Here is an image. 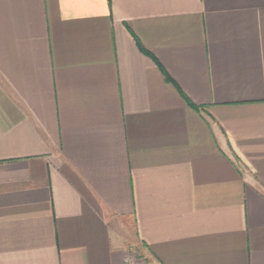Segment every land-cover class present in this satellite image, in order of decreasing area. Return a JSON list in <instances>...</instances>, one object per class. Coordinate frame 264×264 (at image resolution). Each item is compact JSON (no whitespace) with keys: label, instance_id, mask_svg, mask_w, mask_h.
I'll list each match as a JSON object with an SVG mask.
<instances>
[{"label":"crops","instance_id":"obj_1","mask_svg":"<svg viewBox=\"0 0 264 264\" xmlns=\"http://www.w3.org/2000/svg\"><path fill=\"white\" fill-rule=\"evenodd\" d=\"M0 264H264V0H0Z\"/></svg>","mask_w":264,"mask_h":264}]
</instances>
